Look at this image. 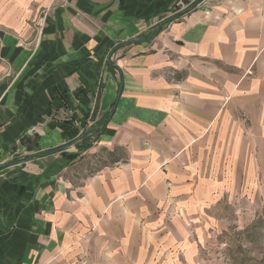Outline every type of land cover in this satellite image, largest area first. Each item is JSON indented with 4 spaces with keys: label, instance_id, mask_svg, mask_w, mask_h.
<instances>
[{
    "label": "crops",
    "instance_id": "obj_1",
    "mask_svg": "<svg viewBox=\"0 0 264 264\" xmlns=\"http://www.w3.org/2000/svg\"><path fill=\"white\" fill-rule=\"evenodd\" d=\"M260 226L264 0H0V264H221Z\"/></svg>",
    "mask_w": 264,
    "mask_h": 264
},
{
    "label": "rangeland",
    "instance_id": "obj_2",
    "mask_svg": "<svg viewBox=\"0 0 264 264\" xmlns=\"http://www.w3.org/2000/svg\"><path fill=\"white\" fill-rule=\"evenodd\" d=\"M179 9H182V6L173 11ZM249 231L245 237L235 236L232 245L221 248L224 254L221 256V264H264V228L251 227Z\"/></svg>",
    "mask_w": 264,
    "mask_h": 264
},
{
    "label": "water",
    "instance_id": "obj_3",
    "mask_svg": "<svg viewBox=\"0 0 264 264\" xmlns=\"http://www.w3.org/2000/svg\"><path fill=\"white\" fill-rule=\"evenodd\" d=\"M158 24L152 27L151 31H158ZM145 40L144 35H141V37L138 39L139 42H142ZM101 127H96L94 130L91 131L81 142H78L73 145V148L77 152H83L87 149H90L92 146V141L100 134Z\"/></svg>",
    "mask_w": 264,
    "mask_h": 264
},
{
    "label": "trees",
    "instance_id": "obj_4",
    "mask_svg": "<svg viewBox=\"0 0 264 264\" xmlns=\"http://www.w3.org/2000/svg\"><path fill=\"white\" fill-rule=\"evenodd\" d=\"M169 22V20L168 21H165V23H163V24H166V23H168ZM158 31H154V32H159V31H161L162 30V27H161V25H158ZM155 34L153 33V34H148L147 36L145 35L144 37H146V38H152L153 36H154ZM93 130V129H92ZM92 130H89V131H86L85 132V135H83V137H85V136H87L89 133H91V131ZM64 155V159L65 160H67V162H71V160H73V159H75L76 157H77V155H78V153H71L70 155H65V154H63Z\"/></svg>",
    "mask_w": 264,
    "mask_h": 264
}]
</instances>
